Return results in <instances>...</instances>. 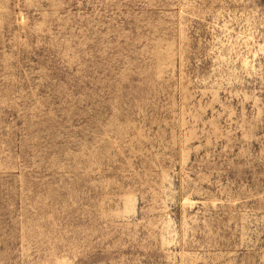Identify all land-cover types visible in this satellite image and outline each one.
I'll return each instance as SVG.
<instances>
[{
    "label": "rangeland",
    "instance_id": "obj_1",
    "mask_svg": "<svg viewBox=\"0 0 264 264\" xmlns=\"http://www.w3.org/2000/svg\"><path fill=\"white\" fill-rule=\"evenodd\" d=\"M0 264H264V0H0Z\"/></svg>",
    "mask_w": 264,
    "mask_h": 264
}]
</instances>
